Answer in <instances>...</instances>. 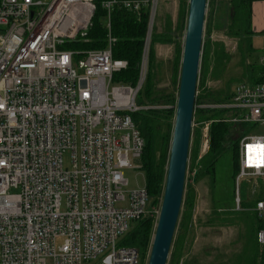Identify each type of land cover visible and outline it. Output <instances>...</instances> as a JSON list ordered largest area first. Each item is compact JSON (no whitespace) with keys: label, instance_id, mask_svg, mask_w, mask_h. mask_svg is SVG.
<instances>
[{"label":"built area","instance_id":"1","mask_svg":"<svg viewBox=\"0 0 264 264\" xmlns=\"http://www.w3.org/2000/svg\"><path fill=\"white\" fill-rule=\"evenodd\" d=\"M118 3L133 12L149 10L134 86L112 80L127 67L112 54L110 12ZM101 5L107 44L81 50L67 44L86 36L95 0H0V264H84L99 256L101 264H140L137 249L118 241L133 221L157 217L160 208V202L149 206L145 186L127 191L123 173L144 150L131 114L169 107L136 102L156 3L103 0ZM229 92L228 100L211 104L225 109L223 118L193 117L192 126H199L195 161L210 150L211 122L239 126L234 185L240 208L243 179H264V75L236 83ZM64 153L70 167L64 166ZM251 210L264 221L263 199ZM256 239L264 254V226Z\"/></svg>","mask_w":264,"mask_h":264},{"label":"trees","instance_id":"2","mask_svg":"<svg viewBox=\"0 0 264 264\" xmlns=\"http://www.w3.org/2000/svg\"><path fill=\"white\" fill-rule=\"evenodd\" d=\"M102 1L103 0H95L96 10L86 36L75 43H68V47L85 50L100 49L106 46L108 29L106 28V23L103 21L106 16V10L101 5ZM252 1L253 0H233L230 6L231 11L229 12L227 19L228 23L226 26L228 33L237 35L241 38L243 44L246 43V47L248 48L247 52L252 50ZM187 5L188 0H180V6L178 9V31L184 30ZM148 17L149 10L147 8L141 9L139 12H133L124 8L120 3L112 7L110 12V34L115 39L112 43V54L115 58L125 59L127 61V67L125 69L113 74V82H121L131 86L136 84L144 49V37L147 31ZM206 27H208L207 33L209 36L211 27L208 22L206 23ZM157 39H160L161 43L174 45L171 68L175 81L179 78L181 59L180 42L176 41L173 32L169 31L168 33H163V36L161 37H157V33L153 34L152 32L150 39L152 46L150 47L149 44L148 52V72L146 79L136 96V102L138 105L162 104L168 105L169 107L160 109H143L131 114L134 124L144 138V150L140 158V163L141 169L145 172V187L149 196V206L157 205L162 196L176 105V94L168 93L163 95L162 93H158L154 88V72H152L151 69L154 65V45ZM206 39L207 40L203 44L201 55L202 61L205 60L207 51L209 50L208 47L210 46L209 39ZM251 65V68H249L250 71L247 72V76L252 82L259 81L264 75V65H262V63ZM229 91L224 97H217L218 99L211 97V95H204L205 98L203 97V99L197 95L195 100L196 106L194 110V119L196 121H204L223 118L225 109L199 107V104H216L225 102L229 99ZM235 128L239 130V126L221 119L219 121H213L210 124V150L201 159V168L200 170L198 169V173L210 176L214 183L216 161L226 151H230L232 160L231 175L234 183V178L238 171V142L241 136V134H236L237 131ZM198 144L199 130L196 129V131H194V138L190 152V165L194 163L196 159ZM258 199H264L263 192H260L258 198L255 199H249L247 196L246 198L244 197L240 206L243 208L246 206H253ZM185 202L187 208L182 215L183 217H181L182 223L189 220L188 218L191 217L190 214L193 208L192 193L186 195ZM242 213L244 212L236 210L225 213L230 214V216H225L227 220L229 219L233 222L242 220V216H251L249 217V235L247 238L249 251L244 254L242 259H245L247 256L245 264H264V254L256 239V233L264 226V221L257 218L254 212H251L252 214L246 216ZM215 218L218 222L225 220L221 216ZM181 222H179V228L182 225ZM155 223L156 217L152 215L143 216L133 221L131 223V228L118 241V245L132 246L137 249L140 256V264H145V260H147ZM182 237L184 236L181 235L176 239V248L171 251L167 264H178L177 262H180V248L183 245L179 240Z\"/></svg>","mask_w":264,"mask_h":264},{"label":"rangeland","instance_id":"3","mask_svg":"<svg viewBox=\"0 0 264 264\" xmlns=\"http://www.w3.org/2000/svg\"><path fill=\"white\" fill-rule=\"evenodd\" d=\"M232 2L233 0H207L203 44L208 38L210 46L208 47L209 50L205 60L200 61L196 96L199 95L205 98L204 95H211V97L216 99L222 98L236 83H251L247 76V72L250 71L249 68L252 66L251 64H261L260 58L264 56V50L260 45L255 46L251 41L252 50L247 52L246 43L243 44L241 38L237 35L228 33L226 26ZM155 3L156 11L151 34L152 32L153 34L157 33V37H161L163 33L173 32L176 41L180 42L182 50L184 30L178 31L180 0H155ZM103 21L106 23V16ZM207 22L211 27L209 36L207 33L208 27H206ZM149 44L151 47V41ZM168 44L161 43L160 39L155 41L154 53L156 52V56L154 55V65L151 69L154 72L153 83L158 93L163 95L174 93L177 95L178 78L175 81L171 68L174 45ZM163 45H168L167 49H162L165 47ZM161 49L164 55L160 53ZM206 107H211V104H206ZM226 115H230V112L226 111ZM192 128L183 201L171 251L176 248V239L183 235L184 237L179 240L183 246L180 248L181 258L180 262H177L178 264H245L247 256L245 259L242 258L249 251L247 238L249 235V217H251L246 215L252 214V206L244 208L236 206V188L231 175L232 160L230 151L224 152L216 161L215 183L210 176L198 173L201 168V161H194L190 165L194 131L196 129L199 130V126H195L194 123ZM236 131V134H240L238 129ZM63 160L64 166L70 167L71 163L68 153H64ZM131 162L134 167L123 169L124 176L128 179L127 191L145 186V172L141 169L140 159H132ZM255 181L251 179L247 182L246 179H243V184L239 190L240 204L246 196L249 199H255L256 194L252 192L254 188L261 190L264 188L263 180L257 179ZM249 184H253L252 189ZM188 193H192L193 208L190 214L191 217L188 218L189 220L182 223L181 217H183L182 215L187 208L185 199ZM234 210L244 212L242 214H245L246 217L242 216L243 219L238 222L227 220L225 216H230V214L225 213ZM218 216L225 220L218 222L215 218ZM179 222L182 223L180 228ZM60 242L61 239H58L57 243L59 244ZM101 257L99 256L84 264H101ZM146 262L147 260H145V264Z\"/></svg>","mask_w":264,"mask_h":264},{"label":"water","instance_id":"4","mask_svg":"<svg viewBox=\"0 0 264 264\" xmlns=\"http://www.w3.org/2000/svg\"><path fill=\"white\" fill-rule=\"evenodd\" d=\"M207 0H188L164 187L146 264H167L181 211Z\"/></svg>","mask_w":264,"mask_h":264},{"label":"crops","instance_id":"5","mask_svg":"<svg viewBox=\"0 0 264 264\" xmlns=\"http://www.w3.org/2000/svg\"><path fill=\"white\" fill-rule=\"evenodd\" d=\"M251 13H252L251 14V27H252V31H253L251 41L253 42V45H255V46L260 45L264 50V0H253L251 3ZM163 44H166V43H163ZM168 45H163L165 47H163L162 49H167ZM160 47H158V48H160ZM162 49H161L160 53L164 55ZM155 51H156V48H155ZM154 55L156 56V52L154 53ZM163 59H165V58H163ZM171 60H172V57H171ZM259 180L264 181V179H259ZM250 187H251V185H250ZM251 189H252V187H251ZM260 192H263V194H264V188L262 190L261 189L255 190L256 197H257V193L259 195Z\"/></svg>","mask_w":264,"mask_h":264},{"label":"bare ground","instance_id":"6","mask_svg":"<svg viewBox=\"0 0 264 264\" xmlns=\"http://www.w3.org/2000/svg\"><path fill=\"white\" fill-rule=\"evenodd\" d=\"M148 50H149V47H148ZM148 50H147V53H148ZM143 52H144V49H143ZM142 55H143V53H142ZM146 75H147V72H146ZM145 79H146V76H145Z\"/></svg>","mask_w":264,"mask_h":264}]
</instances>
